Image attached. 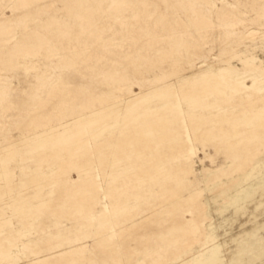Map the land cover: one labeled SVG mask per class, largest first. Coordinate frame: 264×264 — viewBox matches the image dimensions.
Wrapping results in <instances>:
<instances>
[{
  "label": "rangeland",
  "instance_id": "1",
  "mask_svg": "<svg viewBox=\"0 0 264 264\" xmlns=\"http://www.w3.org/2000/svg\"><path fill=\"white\" fill-rule=\"evenodd\" d=\"M0 264H264V0H0Z\"/></svg>",
  "mask_w": 264,
  "mask_h": 264
}]
</instances>
